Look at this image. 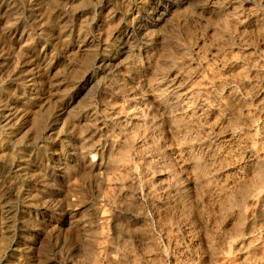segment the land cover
<instances>
[{
  "label": "bare ground",
  "instance_id": "1",
  "mask_svg": "<svg viewBox=\"0 0 264 264\" xmlns=\"http://www.w3.org/2000/svg\"><path fill=\"white\" fill-rule=\"evenodd\" d=\"M120 1L129 9L130 0ZM50 2L48 22L66 0ZM91 3L74 0L72 8L83 11L63 18L62 37L88 30ZM104 21L93 42L75 43L85 57L56 100L82 86L90 60L123 25L114 10ZM34 42L19 45L31 50ZM62 47L47 62L57 65L45 80L49 99L64 71ZM90 94L95 102L78 99L55 127L36 113L30 128L0 129L3 162L24 164L23 141L44 132L75 157L63 171L73 184L59 195L63 224L78 205L67 195L83 184H92L102 202L80 209L73 234L79 258L62 264H264V0H194L171 9L123 46ZM44 176L36 177L41 185ZM14 177L20 187L22 177ZM1 229L0 220V248ZM49 251L41 247L38 259L18 257L12 264L60 263Z\"/></svg>",
  "mask_w": 264,
  "mask_h": 264
},
{
  "label": "rangeland",
  "instance_id": "2",
  "mask_svg": "<svg viewBox=\"0 0 264 264\" xmlns=\"http://www.w3.org/2000/svg\"><path fill=\"white\" fill-rule=\"evenodd\" d=\"M192 1L194 0H130L129 9H123L125 6H121L120 0H91L92 5L87 14L88 30L75 32L66 39L61 36L68 29L63 18L78 17L83 11L81 7L72 8L74 0H66L62 4L60 15L50 22L45 17L52 9L50 0H0V129L7 131L11 125L22 127L28 125L30 128V123L39 116H35L36 113L43 115V118L46 114L47 126L55 127L66 117L67 111L76 107L78 99L89 98L95 102L90 94L93 85L100 79L103 69L112 68L113 64L117 63L123 46H130L144 29L155 27L171 9ZM117 6L121 11H118ZM113 10L120 13L123 25L110 39L105 40V46H101L95 57L90 60L85 69L82 86L76 91H71L65 101L56 100V95H59L66 81L78 75L80 61L85 57L81 55L83 51L75 48V43L79 40L93 42L95 35L99 34L106 25L104 16ZM8 23L11 24V28L9 31H4ZM32 38L35 40L33 49L20 47L19 44ZM62 46H66L67 51L60 60L64 71L58 74L60 84L54 88L55 96L49 99L51 93L47 90L45 80L47 75H50V71L56 73L57 65L54 63L50 66L47 62L53 60L55 51L62 49ZM10 51L16 60L10 59ZM41 137L37 140L23 141L22 149L29 152H26L28 156L25 158V169L22 170L24 164L19 165L16 160L10 163L3 162L0 158L2 191L0 220L3 222V230H1L6 238L4 247L0 248V264H12L15 259L27 256L30 259H38L39 250L44 246L50 250L49 259H61L60 263L56 261L57 264H62L63 259H74L77 255L79 258V252L75 251L74 246L76 245L74 235L77 233L74 223L78 221L80 209L102 203L98 202L93 185L83 184L84 187L77 193L69 192L67 195L71 203H76L78 200V205L71 206L69 216L73 219L69 218L68 224L61 222L62 214L57 210L61 206L59 195L63 188L73 186L65 180L63 171L75 157L70 155L71 151L66 152L60 148L56 137H47L45 132ZM1 144H6L4 138ZM42 173L46 175L45 185H41L36 179L37 175ZM15 175L22 177L20 187ZM54 181L60 184L59 193L55 187L53 188ZM32 198H35V203L31 205ZM76 207H79V211ZM103 207L105 209L107 206L103 205Z\"/></svg>",
  "mask_w": 264,
  "mask_h": 264
}]
</instances>
